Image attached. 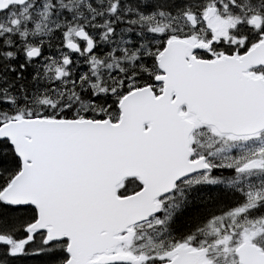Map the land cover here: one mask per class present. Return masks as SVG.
<instances>
[{
  "label": "water",
  "instance_id": "water-1",
  "mask_svg": "<svg viewBox=\"0 0 264 264\" xmlns=\"http://www.w3.org/2000/svg\"><path fill=\"white\" fill-rule=\"evenodd\" d=\"M27 1L0 0V13ZM184 17L196 26L193 16ZM75 38L86 41V54L93 51L84 30ZM67 48L79 50L73 42ZM194 49L184 41L167 42L157 58L161 75L155 82L162 84V93L155 96L147 86L127 94L118 104L117 123L28 119L0 126V142L7 141L21 162L0 201L34 207L37 219L28 232L43 231L49 242L66 240L65 264H134V257L116 252L121 236L157 215V200L172 193L176 183L206 170L204 159L190 161L195 125L181 107L219 134L241 137L264 130V80L246 74L264 67V41L239 59L199 60ZM39 54L32 49L27 57ZM253 169V163L242 168ZM131 178L140 190L117 196V187ZM0 244L11 240L0 235ZM235 254L239 264H264V252L247 239ZM164 264L200 263L193 251L181 248Z\"/></svg>",
  "mask_w": 264,
  "mask_h": 264
},
{
  "label": "rangeland",
  "instance_id": "rangeland-1",
  "mask_svg": "<svg viewBox=\"0 0 264 264\" xmlns=\"http://www.w3.org/2000/svg\"><path fill=\"white\" fill-rule=\"evenodd\" d=\"M147 2L149 3V0H30L25 6L13 9L0 17V35H8L16 42L13 45L23 42L19 46L21 51L24 50L23 60L27 66H32L40 73L38 81L40 86H46L44 90L62 94L68 89L72 96L77 93L72 79L75 78L78 68L83 67L77 79H83V89L88 87L90 91L87 101L68 107L60 105L59 99L50 100L33 95L25 98L13 96L5 91L0 94L1 105L15 114L10 115V118L1 119V123L22 119L21 115L33 118L35 114L43 113L46 114L38 115V118L107 120L117 123L120 118L118 104L121 99L141 88L136 79L138 76L122 78L124 72L132 66L131 63L143 58L145 53L154 55L157 60L166 43L181 39L180 35L185 34L188 26L184 19L186 12L180 16L175 13L172 18V14L164 9V5H150L147 8ZM165 17L171 19L164 20ZM114 25L122 28L112 30ZM83 27L88 28L89 32H94L93 35L98 34L106 39L107 41L102 43L104 48L110 51L82 58L72 57L66 44L73 40L76 31ZM40 31L46 33L38 35L37 32ZM58 32H62L59 34L62 46L54 49L55 55L44 56L38 60H30L25 56L31 49L39 48L35 46V42L40 37L46 38L51 34L52 37ZM206 41L203 40V43ZM191 43L201 42L193 39ZM12 52V55H16L17 50ZM65 59L70 60L69 65L64 64ZM3 64L1 57L0 65ZM114 72L120 75L117 82L108 80ZM155 87L160 94L162 84H156ZM69 109L73 119L60 116V113ZM180 113L188 121L195 123L189 137L191 161L202 158L207 168L204 172L182 179L176 184L172 194L158 199V214L144 224L129 228L122 235L123 242L117 252L134 257V264H144L162 258L170 260L178 249L185 248L197 255L200 264H239L235 250L246 239L262 248L264 252V132L246 137L222 135L212 127L197 123L185 107L180 109ZM249 163H253L255 169L243 171L242 168ZM225 169L230 170L227 180L212 176L215 170ZM196 188H214L230 192L237 196L235 206L238 208H232L234 212L230 213L227 226L222 225L220 221L218 225L221 229L218 228L213 235L208 234L199 248H192L186 243L178 244L171 238L167 215L174 212L176 193L181 197ZM30 240L34 245L29 249L24 248ZM66 247L67 242H49L45 235L33 239L28 233L27 240L12 243L9 255H37L60 251L63 257Z\"/></svg>",
  "mask_w": 264,
  "mask_h": 264
},
{
  "label": "trees",
  "instance_id": "trees-1",
  "mask_svg": "<svg viewBox=\"0 0 264 264\" xmlns=\"http://www.w3.org/2000/svg\"><path fill=\"white\" fill-rule=\"evenodd\" d=\"M188 0H149L147 8L150 5L162 4L165 7H176V14L181 15L186 12V4ZM86 30L88 28L84 27ZM52 35V34H51ZM50 35V36H51ZM38 39L35 46L40 48L41 57L55 55L54 49L62 46L61 37L59 34H54L52 37ZM16 42L9 38L8 35H0V60H4V64L0 65V94L3 92L11 93L13 96L29 97H47L50 100L59 99L60 105L68 107L77 102H85L90 98V91L84 88L85 81L77 79L81 73L78 72L75 78L72 79L74 89L77 93L72 96L69 91H64L62 94H53L51 91L44 90L46 86H40L38 81L39 72L32 66H27L24 62V50L21 51L18 45H13ZM59 44V45H58ZM17 50L16 55H12V51ZM15 56V57H14ZM26 56V54H25ZM14 57V58H13ZM32 64V63H31ZM34 64V62H33ZM132 66L128 67L124 72L122 78H131L134 75L138 76V84L142 86H151L153 92L158 95L155 85V79L160 74L157 61L154 55L145 53L143 58L131 63ZM83 66V65H82ZM122 76V75H121ZM119 74L115 72L111 75L110 79L115 82L118 81ZM3 84V85H1ZM39 84V85H38ZM73 89V90H74ZM67 105V106H66ZM47 110V108H46ZM44 111V110H43ZM49 112V110H48ZM15 114L10 112L0 102V124L1 119L10 118V115ZM46 113L35 114L32 117H40ZM40 115V116H38ZM64 119H73L71 109L60 113ZM22 118H26L21 115ZM59 117V116H57ZM8 121V120H5ZM20 167L19 160L15 157L11 147L6 142L0 144V193L7 187L10 180L18 173ZM230 170H215L213 177L216 179L227 180L229 178ZM179 186V184L177 185ZM140 189V184L136 179H128L118 187V195L123 197ZM174 212L168 214L169 231L171 238L176 243H186L189 247L199 248L205 242L208 234L212 235L221 229L218 223L221 221L222 225L228 224L230 220L229 215L234 212L232 208L235 206L237 196L230 192H225L221 189L214 188H196L187 191L184 196L175 194ZM231 208V209H230ZM228 216V217H227ZM227 219H226V218ZM36 219V211L33 207H11L3 204L0 201V235H5L14 241H25L28 239L27 228ZM227 230V228H225ZM224 232V229H223ZM43 235L42 233H34L33 239ZM66 242V241H63ZM34 245L33 241L27 243L24 248L29 249ZM65 246L64 243H61ZM25 249V251H26ZM262 249V248H261ZM63 251V249H62ZM60 251L50 253H39L37 255H9V247L0 245V264H63L67 260V255ZM63 258V259H62ZM169 260V258L156 259L155 261H147L144 264H159Z\"/></svg>",
  "mask_w": 264,
  "mask_h": 264
},
{
  "label": "flooded vegetation",
  "instance_id": "flooded-vegetation-1",
  "mask_svg": "<svg viewBox=\"0 0 264 264\" xmlns=\"http://www.w3.org/2000/svg\"><path fill=\"white\" fill-rule=\"evenodd\" d=\"M10 9L0 14V16H5L14 7ZM164 9H167V12L170 15L172 14L171 17L174 18L176 7H165ZM185 14L193 16L196 26L191 27L185 20L188 26L185 29V34L180 35V38H185L183 41L195 46L193 56L196 59V56L201 58L199 60L205 61H214L223 57L239 59L250 49L264 41V0H188ZM171 17H165L164 20H170ZM119 27L114 25L112 30H117ZM83 30L94 44L90 55L96 53L106 54L110 51L104 48L102 43L106 42V39L99 37L98 34L93 35L94 32L92 31ZM98 31L96 32L98 33ZM45 33L44 31L37 32L38 35ZM194 33H196L195 36ZM58 34L61 35L62 32H58ZM42 38H45V36L39 39ZM193 39L201 43L192 44L191 41ZM205 39L207 41L204 44L203 40ZM73 41L76 42L79 50L74 53L69 52L73 55L72 57L82 58L87 56L83 54L86 41H77L73 38L69 42ZM67 60L68 62L70 61L65 59V65H69L66 63ZM246 74L253 79L261 78L264 80V67L252 68Z\"/></svg>",
  "mask_w": 264,
  "mask_h": 264
},
{
  "label": "bare ground",
  "instance_id": "bare-ground-1",
  "mask_svg": "<svg viewBox=\"0 0 264 264\" xmlns=\"http://www.w3.org/2000/svg\"><path fill=\"white\" fill-rule=\"evenodd\" d=\"M99 8V7H98ZM96 9V8H95ZM99 10V9H98ZM101 10V9H100ZM174 10V9H173ZM89 24V22H87ZM88 26V25H87ZM59 45V44H58Z\"/></svg>",
  "mask_w": 264,
  "mask_h": 264
}]
</instances>
